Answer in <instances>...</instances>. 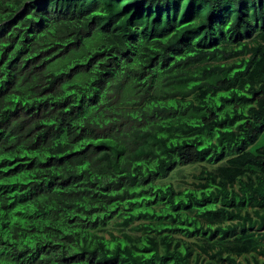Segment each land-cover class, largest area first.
Here are the masks:
<instances>
[{
    "label": "trees",
    "instance_id": "trees-1",
    "mask_svg": "<svg viewBox=\"0 0 264 264\" xmlns=\"http://www.w3.org/2000/svg\"><path fill=\"white\" fill-rule=\"evenodd\" d=\"M259 256L264 0H0V264Z\"/></svg>",
    "mask_w": 264,
    "mask_h": 264
},
{
    "label": "rangeland",
    "instance_id": "rangeland-1",
    "mask_svg": "<svg viewBox=\"0 0 264 264\" xmlns=\"http://www.w3.org/2000/svg\"><path fill=\"white\" fill-rule=\"evenodd\" d=\"M202 166H206L211 170L215 168V166H211L205 163L177 167L170 173V175L167 178L163 180H158L156 183L166 184L169 182L172 183L177 190H182L191 187V183L195 182L194 176L198 174ZM109 229L114 230L111 225L107 230ZM261 260L264 262V258H262Z\"/></svg>",
    "mask_w": 264,
    "mask_h": 264
},
{
    "label": "crops",
    "instance_id": "crops-1",
    "mask_svg": "<svg viewBox=\"0 0 264 264\" xmlns=\"http://www.w3.org/2000/svg\"><path fill=\"white\" fill-rule=\"evenodd\" d=\"M262 258H264V257H258V261H259V264H263L264 262L261 260Z\"/></svg>",
    "mask_w": 264,
    "mask_h": 264
}]
</instances>
